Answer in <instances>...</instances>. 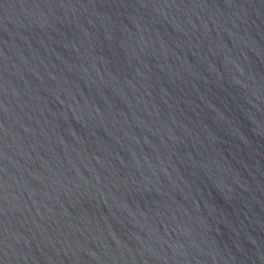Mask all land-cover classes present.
<instances>
[{
	"label": "water",
	"instance_id": "1",
	"mask_svg": "<svg viewBox=\"0 0 264 264\" xmlns=\"http://www.w3.org/2000/svg\"><path fill=\"white\" fill-rule=\"evenodd\" d=\"M0 264H264V0H0Z\"/></svg>",
	"mask_w": 264,
	"mask_h": 264
}]
</instances>
